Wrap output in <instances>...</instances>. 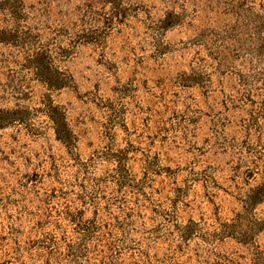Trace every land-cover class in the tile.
Here are the masks:
<instances>
[{
  "label": "rangeland",
  "instance_id": "374dc122",
  "mask_svg": "<svg viewBox=\"0 0 264 264\" xmlns=\"http://www.w3.org/2000/svg\"><path fill=\"white\" fill-rule=\"evenodd\" d=\"M0 264H264V0H0Z\"/></svg>",
  "mask_w": 264,
  "mask_h": 264
}]
</instances>
